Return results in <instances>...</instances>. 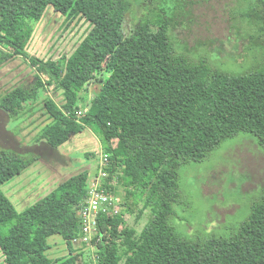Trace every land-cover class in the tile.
<instances>
[{
    "label": "trees",
    "instance_id": "1",
    "mask_svg": "<svg viewBox=\"0 0 264 264\" xmlns=\"http://www.w3.org/2000/svg\"><path fill=\"white\" fill-rule=\"evenodd\" d=\"M154 1L153 16L127 25L131 0H0V69L21 56L36 70L32 83L0 97V110L21 117L52 88L62 102L45 97L48 122L36 143L58 150L88 126L98 129L110 160L108 191L115 192L114 180L125 183L131 187L127 199L134 197L135 205L144 199V209L152 208L140 234L130 230L123 264H264V190L229 237L194 240L171 223L181 196L182 165L204 160L239 132L256 135L264 151V47L245 68L215 67L205 51L192 56L175 38L179 1ZM250 1L251 11L260 8L251 24L264 33V0ZM49 7L90 23L74 52L56 63L27 51L34 25ZM97 79L101 85L83 111L78 102L84 103L83 93ZM39 159L0 146V249L7 264H78L83 252L76 253L73 242L82 236L80 210L88 197L89 170L70 176L23 211L2 189ZM121 205L134 212L128 200ZM125 216L122 211L97 217L96 264H120L114 239L127 233ZM54 235L66 242V257L48 256Z\"/></svg>",
    "mask_w": 264,
    "mask_h": 264
},
{
    "label": "rangeland",
    "instance_id": "2",
    "mask_svg": "<svg viewBox=\"0 0 264 264\" xmlns=\"http://www.w3.org/2000/svg\"><path fill=\"white\" fill-rule=\"evenodd\" d=\"M178 1L180 8L174 15L175 38L187 44L192 56L205 51L212 65L221 68L231 65L234 69L245 68L255 62L254 55L257 57L264 47V33L258 29L259 26L251 24L255 13L260 12L259 7L251 11L253 3L250 0ZM155 6L154 0H131L127 25H136L142 17L153 16ZM34 28L27 46L28 53L56 63L74 52L89 31L90 23L82 17L70 20L49 7ZM1 69L0 97L17 85L32 83L36 72L28 59L21 56L9 60ZM100 85L97 79L89 85L88 92L83 93L86 100L78 102L83 111ZM46 96H52L59 104L62 102L60 92L50 88L42 93L39 100L31 102L27 107L31 109L21 117L10 118L0 110V146L23 155L40 157L2 186L18 211L36 203L79 171L89 170L91 182L101 172V161L106 153L105 142L95 126L73 135L58 150L36 143L40 130L48 122L43 106ZM113 182L114 194L120 204L128 200L134 207V212L128 213L121 205L120 212L126 213L127 222L126 228L121 230L127 233L114 239L122 255L120 264H123L127 248L125 240L130 230L140 234L152 215V208L144 209V199L135 205L134 197L127 199V191L131 187ZM179 185L181 196L174 204L175 214L171 219L179 232L194 240L210 235L231 236L248 218L253 202L264 190V151L257 136L239 132L223 141L204 160L182 165ZM96 235L93 234V239ZM93 239L86 243L74 240L76 253L83 252L78 264L97 263L99 251ZM49 243V257L55 259L69 254L62 236L50 237ZM0 264H7L1 249Z\"/></svg>",
    "mask_w": 264,
    "mask_h": 264
},
{
    "label": "built area",
    "instance_id": "3",
    "mask_svg": "<svg viewBox=\"0 0 264 264\" xmlns=\"http://www.w3.org/2000/svg\"><path fill=\"white\" fill-rule=\"evenodd\" d=\"M80 111L79 114H82ZM110 164L109 154L106 152L101 161V172L98 176L91 180L88 197L82 204L80 210L82 221V236L76 240L89 242L93 239V234L98 231L97 217L100 214L118 215L121 211L119 198L114 192L108 191L106 187V179L110 172L107 167Z\"/></svg>",
    "mask_w": 264,
    "mask_h": 264
},
{
    "label": "crops",
    "instance_id": "4",
    "mask_svg": "<svg viewBox=\"0 0 264 264\" xmlns=\"http://www.w3.org/2000/svg\"><path fill=\"white\" fill-rule=\"evenodd\" d=\"M1 70H2V69H1ZM0 72H1V71H0ZM87 109H88V107H85V110H87ZM88 127H89V126H88ZM41 158H42V157H41ZM53 189H54V188H53ZM53 189H52V190H53ZM52 190H51V191H52ZM76 242H78V241H76Z\"/></svg>",
    "mask_w": 264,
    "mask_h": 264
}]
</instances>
